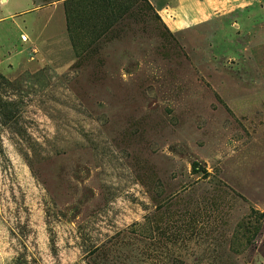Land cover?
Here are the masks:
<instances>
[{
    "label": "rangeland",
    "instance_id": "rangeland-1",
    "mask_svg": "<svg viewBox=\"0 0 264 264\" xmlns=\"http://www.w3.org/2000/svg\"><path fill=\"white\" fill-rule=\"evenodd\" d=\"M33 3L0 0V264H264V0Z\"/></svg>",
    "mask_w": 264,
    "mask_h": 264
},
{
    "label": "crops",
    "instance_id": "crops-1",
    "mask_svg": "<svg viewBox=\"0 0 264 264\" xmlns=\"http://www.w3.org/2000/svg\"><path fill=\"white\" fill-rule=\"evenodd\" d=\"M15 1V0H14ZM158 13L165 19L172 31H178L186 25L247 7L248 0H149ZM18 11H30L33 0H19Z\"/></svg>",
    "mask_w": 264,
    "mask_h": 264
}]
</instances>
